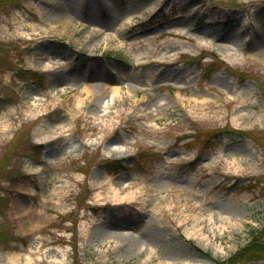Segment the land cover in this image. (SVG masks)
Instances as JSON below:
<instances>
[{
	"label": "rangeland",
	"instance_id": "rangeland-1",
	"mask_svg": "<svg viewBox=\"0 0 264 264\" xmlns=\"http://www.w3.org/2000/svg\"><path fill=\"white\" fill-rule=\"evenodd\" d=\"M62 1L0 0V264H264L229 262L264 224V0Z\"/></svg>",
	"mask_w": 264,
	"mask_h": 264
},
{
	"label": "bare ground",
	"instance_id": "bare-ground-1",
	"mask_svg": "<svg viewBox=\"0 0 264 264\" xmlns=\"http://www.w3.org/2000/svg\"><path fill=\"white\" fill-rule=\"evenodd\" d=\"M89 7L90 8L88 9L87 7H85L82 4H80V2L78 4L76 0H74L71 3H65L64 0H63L61 2V5H58V6L56 5L55 6L56 10L60 12L59 13L60 16L63 19H68L69 21H72V19L75 18V15L81 14V12H82V14H83L84 17L91 18L92 17V14H96V13H95V9H94L92 3L89 4ZM84 8L88 9L91 12L82 11ZM42 27H45V26H42ZM49 32L52 33L51 30ZM53 64L58 65L59 63L58 62H53ZM47 67H50V63H48ZM95 81H96L95 84L91 85V87H95L94 90L96 92V95L95 96H96V99H97V95H103V93L100 90H98V89H100V87L103 86V84L99 82V81H101L100 79H97ZM110 114H112V112L107 111L105 114L96 117L95 118V121H93L94 125H99L100 132L103 133L100 136V138H99L100 141L102 140V138H103V140L109 138L108 137L109 135H107L109 133V131H108L109 129L106 126V123H107L106 122V120H107L106 118L109 117ZM120 117L121 116H117V118H120ZM65 127H66V125H62V126L59 127V129L62 130V131H65V129H66ZM66 188H68V187H66ZM108 190H110V189H107V191ZM120 190L121 189L117 190L114 193L110 192L111 194L108 195L107 199H110L109 201H113V202H117V201L121 200L122 199V196L120 194L121 193ZM57 194L59 195V193H57ZM60 197H62V196H60ZM28 257L30 259H27L26 258L27 260H26V263L25 264H30L31 256L28 254Z\"/></svg>",
	"mask_w": 264,
	"mask_h": 264
},
{
	"label": "trees",
	"instance_id": "trees-1",
	"mask_svg": "<svg viewBox=\"0 0 264 264\" xmlns=\"http://www.w3.org/2000/svg\"><path fill=\"white\" fill-rule=\"evenodd\" d=\"M249 234L251 239L248 244L238 249L236 253L230 257L229 262L236 260L246 261L264 258V226L261 230L253 231L252 229Z\"/></svg>",
	"mask_w": 264,
	"mask_h": 264
}]
</instances>
